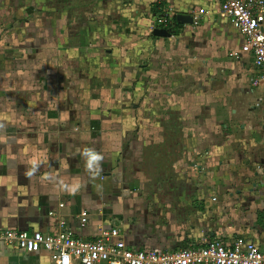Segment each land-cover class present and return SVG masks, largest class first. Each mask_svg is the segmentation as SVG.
<instances>
[{"label":"crops","instance_id":"0c3cea01","mask_svg":"<svg viewBox=\"0 0 264 264\" xmlns=\"http://www.w3.org/2000/svg\"><path fill=\"white\" fill-rule=\"evenodd\" d=\"M52 1L0 0V230L264 250L262 71L220 0ZM163 161L176 179L152 183ZM0 264L56 262L13 247Z\"/></svg>","mask_w":264,"mask_h":264},{"label":"built area","instance_id":"2783aa9c","mask_svg":"<svg viewBox=\"0 0 264 264\" xmlns=\"http://www.w3.org/2000/svg\"><path fill=\"white\" fill-rule=\"evenodd\" d=\"M220 2L222 14L244 37L243 52L252 54L255 66L262 71L253 85L264 86V0ZM193 18L198 23L199 17ZM87 222L84 217L82 224ZM13 247L21 251H46L56 264H264V250L246 240L226 245L219 240L205 239L195 248L175 252L144 251L129 248L118 228L100 229L94 239L84 240L68 229L66 221L60 222V231L55 233L0 230V252Z\"/></svg>","mask_w":264,"mask_h":264},{"label":"rangeland","instance_id":"374dc122","mask_svg":"<svg viewBox=\"0 0 264 264\" xmlns=\"http://www.w3.org/2000/svg\"><path fill=\"white\" fill-rule=\"evenodd\" d=\"M52 2L54 4L57 3V2L59 3V0H53ZM52 2H51V6L54 5ZM58 3L56 5L57 7H58ZM68 7H69V5H68ZM200 10H203V9H200ZM199 11H197L193 15L194 17L195 16H198L199 17V20L197 21L198 24L201 23V20L203 19V16H204L203 14H199ZM63 18L64 19L65 18L70 19L71 20L70 21L71 24H78V25H79V23L84 24V22L81 21V19H83L84 17H76V16L68 15V16H65V17L63 16ZM151 153H152L151 157H148V154H146V156H145L146 157V160H147V166H148V168H149V164H153L154 165V155H153L154 152L152 151ZM162 165H163V169H164V171H162L163 172V175L162 176H157L155 174H150L151 175L150 181L152 183H155V182L171 183V182H173V179H176V177H174V175H172L173 171H170L169 170L167 164L164 161H163V164Z\"/></svg>","mask_w":264,"mask_h":264},{"label":"water","instance_id":"95a60500","mask_svg":"<svg viewBox=\"0 0 264 264\" xmlns=\"http://www.w3.org/2000/svg\"><path fill=\"white\" fill-rule=\"evenodd\" d=\"M155 34L159 35V36H163V37H167V38H170L171 37V33L169 32H159L157 31Z\"/></svg>","mask_w":264,"mask_h":264}]
</instances>
